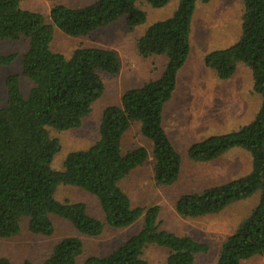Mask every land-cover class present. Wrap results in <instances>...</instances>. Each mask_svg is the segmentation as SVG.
<instances>
[{"label":"trees","instance_id":"16d2710c","mask_svg":"<svg viewBox=\"0 0 264 264\" xmlns=\"http://www.w3.org/2000/svg\"><path fill=\"white\" fill-rule=\"evenodd\" d=\"M20 1L0 0V39H24L27 43L20 56V74L5 77L6 99L0 97V238L17 235L23 218H27L29 232L41 236L54 233L51 215L70 222L87 236H98L105 224L122 228L142 218L137 232L103 255L85 257L82 264H149L143 249L150 244L167 249L166 264H195L197 255L208 252V244L162 229L160 207L134 206L120 187L148 157L144 146L123 150L122 137L138 122L141 135L151 143L155 183L170 185L177 180L181 157L164 130L162 110L190 51L196 3L209 0H179L169 17L145 28L136 40V50L142 57L164 56L161 74L126 89L119 105L107 106L101 115L98 139L85 149L69 152L60 170L51 167L60 143L50 137L48 128L78 127L103 94L100 73L116 74L120 62L115 51L101 47L79 45L68 55L54 51V30L83 37L121 17L134 28L146 21V13L137 7L138 0H94L77 7L54 4L47 20L38 11L22 8ZM144 1L161 8L169 0ZM241 1L238 39L208 52L203 61L222 80L232 76L237 63L248 66L253 91L260 96L259 108L248 123L192 143L187 154L196 162H208L240 148L250 155V169L224 183L182 194L175 202L179 215L198 217L258 194L257 203L225 237L212 264H242L254 256L264 257V0ZM16 56L0 55V66L9 65ZM20 76L28 81L26 92ZM59 185L75 186L95 196L104 221L90 215L83 202L57 200ZM82 252L81 239L67 236L40 263L25 260L22 264H75ZM0 264L12 262L0 257Z\"/></svg>","mask_w":264,"mask_h":264},{"label":"rangeland","instance_id":"374dc122","mask_svg":"<svg viewBox=\"0 0 264 264\" xmlns=\"http://www.w3.org/2000/svg\"><path fill=\"white\" fill-rule=\"evenodd\" d=\"M94 0H21L20 6L38 11L48 20L54 4L71 7L85 6ZM179 0H169L161 8H153L146 1L136 5L146 13V21L134 28L126 25L121 17L106 27L98 28L87 36L72 37L55 29L51 48L68 55L79 45L101 47L115 51L120 62L116 74L100 73L104 84L101 97L92 105L91 112L78 127L57 130L49 127L50 137L60 143L51 167L60 170L65 156L75 150L85 149L98 139V128L103 110L119 105L122 93L131 87L157 78L166 58L162 55L142 57L136 50V40L145 28L169 17L177 8ZM241 0H209L197 2L191 20L190 57L179 71L177 84L171 98L164 104L162 124L171 144L181 157L178 178L170 185H159L153 178V157L150 141L141 135L139 123L134 122L122 137V149L144 146L148 150L146 161L133 169L121 182L120 187L129 196L132 205H158V221L162 229L179 235H189L209 246L207 253L196 256L195 264L215 262L219 248L227 235L246 217L258 200V194L234 202L221 211L198 217H183L176 212L175 202L185 193L198 192L205 187L221 184L244 175L250 169L251 158L247 151L233 148L208 162H196L189 158L188 147L209 135L227 133L248 123L260 105V96L253 91L251 70L244 63H237L233 75L218 79L203 63V55L215 49L233 44L241 32ZM27 46L24 39H0V55L15 53L16 58L6 66H0V97L6 99L4 79L10 74H20V56ZM21 87L26 92L28 81L20 76ZM59 201H80L90 215L103 220L97 198L81 188L59 185L55 192ZM54 233L50 236L36 235L27 229V218L21 220L20 232L9 238H0V257H7L12 264L29 260L40 263L52 252L53 246L67 236L79 237L83 252L75 264H82L89 255H103L137 232L142 224L139 218L133 224L113 228L104 225L98 236L78 232L70 222L51 215ZM104 221V220H103ZM167 249L154 244L143 249V257L149 264H166ZM242 264H264V257L254 256Z\"/></svg>","mask_w":264,"mask_h":264},{"label":"crops","instance_id":"0c3cea01","mask_svg":"<svg viewBox=\"0 0 264 264\" xmlns=\"http://www.w3.org/2000/svg\"><path fill=\"white\" fill-rule=\"evenodd\" d=\"M190 52H191V46H190V51H189V54H188V57H187V60H186V62L184 63V65L187 63V61H188V59H189V57H190ZM204 56H205V54L203 55V57H202V59H204ZM203 63H204V61H203ZM180 71V70H179ZM179 71H178V74H177V77L179 76ZM214 72V71H213ZM215 73V72H214ZM216 75V74H215ZM233 75V74H232ZM217 77V76H216ZM219 79V78H218ZM177 83V82H176Z\"/></svg>","mask_w":264,"mask_h":264}]
</instances>
